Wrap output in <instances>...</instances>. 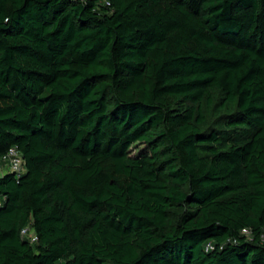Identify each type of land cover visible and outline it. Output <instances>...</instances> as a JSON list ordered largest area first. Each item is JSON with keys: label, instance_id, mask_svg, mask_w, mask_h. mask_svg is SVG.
<instances>
[{"label": "trees", "instance_id": "1", "mask_svg": "<svg viewBox=\"0 0 264 264\" xmlns=\"http://www.w3.org/2000/svg\"><path fill=\"white\" fill-rule=\"evenodd\" d=\"M12 146L0 264H264V0H0Z\"/></svg>", "mask_w": 264, "mask_h": 264}, {"label": "built area", "instance_id": "2", "mask_svg": "<svg viewBox=\"0 0 264 264\" xmlns=\"http://www.w3.org/2000/svg\"><path fill=\"white\" fill-rule=\"evenodd\" d=\"M79 1L85 3L88 0H79ZM24 173H25V168L21 153L18 148L12 146V148H10L6 152V154H4L0 158V177L5 174H12L15 176V178H18ZM241 233L246 237L249 236V230L243 229ZM22 236L25 237L30 244L37 241V237L35 236V234L32 231H29L28 228L22 230ZM261 239L262 241H264V230ZM207 249H209V246L207 247Z\"/></svg>", "mask_w": 264, "mask_h": 264}, {"label": "rangeland", "instance_id": "3", "mask_svg": "<svg viewBox=\"0 0 264 264\" xmlns=\"http://www.w3.org/2000/svg\"><path fill=\"white\" fill-rule=\"evenodd\" d=\"M137 149V148H136ZM133 153H135V151L133 150Z\"/></svg>", "mask_w": 264, "mask_h": 264}]
</instances>
